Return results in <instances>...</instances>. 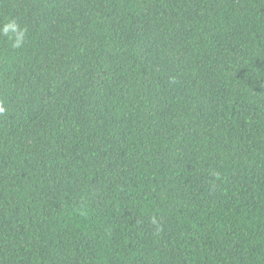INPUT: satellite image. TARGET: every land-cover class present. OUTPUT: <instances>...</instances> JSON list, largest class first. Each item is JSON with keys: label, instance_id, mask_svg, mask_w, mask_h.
I'll return each instance as SVG.
<instances>
[{"label": "trees", "instance_id": "16d2710c", "mask_svg": "<svg viewBox=\"0 0 264 264\" xmlns=\"http://www.w3.org/2000/svg\"><path fill=\"white\" fill-rule=\"evenodd\" d=\"M6 24L0 264H264V0H0Z\"/></svg>", "mask_w": 264, "mask_h": 264}, {"label": "clouds", "instance_id": "9594fccd", "mask_svg": "<svg viewBox=\"0 0 264 264\" xmlns=\"http://www.w3.org/2000/svg\"><path fill=\"white\" fill-rule=\"evenodd\" d=\"M9 28H13L14 29L15 26L14 25H10V24H6V25H4L3 29L0 30V31H2L3 34H7ZM22 34L23 33L21 32L20 35L22 36ZM14 46H19V37L17 39L16 44H14ZM4 111H5V109L3 107H0V114L4 113Z\"/></svg>", "mask_w": 264, "mask_h": 264}]
</instances>
